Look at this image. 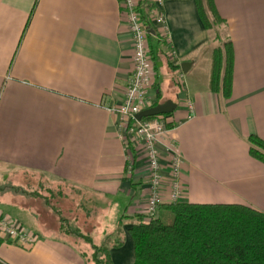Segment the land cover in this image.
I'll return each mask as SVG.
<instances>
[{
  "label": "crops",
  "instance_id": "0c3cea01",
  "mask_svg": "<svg viewBox=\"0 0 264 264\" xmlns=\"http://www.w3.org/2000/svg\"><path fill=\"white\" fill-rule=\"evenodd\" d=\"M150 2L142 0L143 7ZM214 6L219 22L207 27L196 0L163 1L170 42L156 33L149 38L151 96L176 104L164 117L183 159L179 201L264 214V163L251 156L248 142L253 135L264 142V0H214ZM226 43L233 59L228 99L210 89L213 52ZM132 57L116 0H0V175L39 173L111 198L116 207L128 201L119 221L88 233L95 246L119 233L123 244L108 245L112 264L133 263L127 230L148 192L145 158L138 152L127 176L119 120L107 110L122 102ZM180 75L178 88L173 79ZM167 143L158 144L164 179ZM16 211L28 213L38 241L20 247L0 239V264H95L89 244L41 231L34 209L0 194V215Z\"/></svg>",
  "mask_w": 264,
  "mask_h": 264
},
{
  "label": "trees",
  "instance_id": "16d2710c",
  "mask_svg": "<svg viewBox=\"0 0 264 264\" xmlns=\"http://www.w3.org/2000/svg\"><path fill=\"white\" fill-rule=\"evenodd\" d=\"M196 2L201 20L207 27L219 22L214 0ZM146 28L148 31L154 30L148 21ZM223 50L213 52L210 89L228 99L233 60L229 43L225 44ZM157 103L158 101L154 105ZM248 142L251 156L264 163V142L254 135L248 137ZM31 193L36 197L40 196L38 192ZM45 202L48 200L45 199ZM160 207L171 214L169 223L164 221L167 214H157L149 220L142 214H136L134 223L127 230L133 248L132 264H264L263 213L236 204H193L178 201L162 204ZM63 222L65 220L61 219L60 232L66 237L70 235L76 241L89 244L95 264H112L109 243L113 247H119L124 242L119 238L118 232L107 236L100 246H95L88 233L68 224L63 225ZM119 230L121 229L118 228L117 231Z\"/></svg>",
  "mask_w": 264,
  "mask_h": 264
},
{
  "label": "built area",
  "instance_id": "2783aa9c",
  "mask_svg": "<svg viewBox=\"0 0 264 264\" xmlns=\"http://www.w3.org/2000/svg\"><path fill=\"white\" fill-rule=\"evenodd\" d=\"M127 23L133 45V70L129 75L122 102L107 110L118 117L119 138L125 154V172L131 177L134 173L138 152L147 165L148 192L145 195L142 215L146 220L158 214L162 204L178 202L183 196L184 185L179 179L183 163L182 156L174 139L170 138V128L163 115L149 120L137 121L136 114L154 106L151 91L154 83V62L150 52L147 21L154 32L166 42H170L168 28L162 9L164 0H151L143 7L142 0H116ZM183 79V75L178 76ZM186 107L191 108L187 101ZM167 140L166 153L169 161V177L164 179L159 161L158 144ZM166 184V185H164ZM167 193L166 195H164ZM0 239H8L20 247H31L38 241L34 231L24 228L9 215H0Z\"/></svg>",
  "mask_w": 264,
  "mask_h": 264
},
{
  "label": "rangeland",
  "instance_id": "374dc122",
  "mask_svg": "<svg viewBox=\"0 0 264 264\" xmlns=\"http://www.w3.org/2000/svg\"><path fill=\"white\" fill-rule=\"evenodd\" d=\"M174 79V85L181 88V79L178 77ZM0 190L2 191L0 194L13 196L17 204L21 203L25 207H31V210L34 209L42 223L40 230H52L49 232H53V234L60 231L61 219L65 220L63 225L68 224L72 228H80L85 233H89L98 223L102 229L106 228L107 224L110 225L109 223H112L113 220L119 221L128 203L127 201L126 204H123L120 200L121 205L125 206L116 207L111 198L106 199L95 192L81 190L62 181L51 180L43 174L22 170L14 171L7 177L1 174ZM31 192H38L40 196L36 197ZM45 199L48 200L47 203ZM8 207L9 205H6V208ZM159 209H162L161 215H168L164 221L169 223V218H171L169 211L163 208ZM10 215L17 222H22L23 225H21L24 228L32 229L28 223V213L16 211ZM61 236L63 235L61 234ZM64 238L72 243L76 242L73 236L69 235ZM77 242L79 244L78 240Z\"/></svg>",
  "mask_w": 264,
  "mask_h": 264
},
{
  "label": "water",
  "instance_id": "95a60500",
  "mask_svg": "<svg viewBox=\"0 0 264 264\" xmlns=\"http://www.w3.org/2000/svg\"><path fill=\"white\" fill-rule=\"evenodd\" d=\"M151 35H154V30H149ZM176 109V104L172 101H165L163 103H158L152 107L142 110L136 114L135 119L141 121L144 118L156 117L160 115H168L174 112Z\"/></svg>",
  "mask_w": 264,
  "mask_h": 264
}]
</instances>
